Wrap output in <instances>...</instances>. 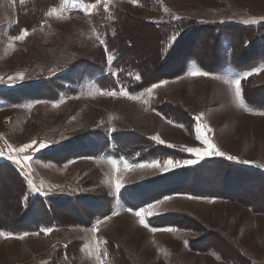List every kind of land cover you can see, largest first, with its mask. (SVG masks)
I'll list each match as a JSON object with an SVG mask.
<instances>
[{
  "label": "rangeland",
  "instance_id": "obj_1",
  "mask_svg": "<svg viewBox=\"0 0 264 264\" xmlns=\"http://www.w3.org/2000/svg\"><path fill=\"white\" fill-rule=\"evenodd\" d=\"M32 1L0 0V162L58 227L29 208L19 228L3 183L0 264H264V31L246 51L221 27L263 25L264 0ZM223 37L258 65L223 73ZM205 138L224 155L187 151Z\"/></svg>",
  "mask_w": 264,
  "mask_h": 264
},
{
  "label": "trees",
  "instance_id": "obj_2",
  "mask_svg": "<svg viewBox=\"0 0 264 264\" xmlns=\"http://www.w3.org/2000/svg\"><path fill=\"white\" fill-rule=\"evenodd\" d=\"M39 1L40 0H33L32 2H39ZM47 1L49 2L48 3V8L46 6L45 10H44L45 13L43 11L42 14H46L49 11L50 7H52V6L53 7H57L60 4V0H47ZM82 1L87 3V4H94V3H97L99 0H82ZM36 6H38V5H36ZM22 8L24 9L25 6H23ZM34 14L35 13H34V10H33V15ZM41 18H42V20H44L45 19L44 15ZM41 21H39L38 23H40ZM221 27H223V28H227L228 27L227 30H232L234 34L235 33L238 34V37L239 36L243 37L245 39V41H247L246 44L248 45V46L246 45V48H245L246 51L251 50V48L253 47L252 46V41L253 40H251V42H250V40H247L248 39L247 38L248 34H251L252 32L258 33L260 31H264V24L259 26L258 28L250 27V26H238V25H225V26H221ZM205 28H208V27H205ZM263 37H264V35H263ZM256 38H259V37L256 36ZM165 39L166 38L163 37V40L161 41V45H162L161 46V52H162V54L164 53L163 52L164 51L163 41ZM253 39H255V38H253ZM182 40H183L182 38L179 39V41L177 42L176 46L173 48V50L171 52H169V54L175 53V50H179L180 43H181ZM232 40L233 39L228 38V37H223V38L220 39V43H221L222 49L225 51V53H224L225 59H224V64H223L224 67H222L223 68V70H222L223 73H226V71L228 72L229 71L228 69H230V68L233 69V70L250 69V68L252 69V68H254V66L258 65L257 64L258 62L260 63L261 61H264V57H263L256 64H252V65H254V66L251 65L252 67L251 66L245 67V66H239V65L234 64L233 57H234V54H235V49L232 48ZM117 45L119 46L120 42ZM131 46L133 47V45H131ZM226 58H228V62L225 61ZM132 59L136 61V58H135L134 55H133ZM101 60H102V58L100 59V63L99 64L101 66H106V59H104V57H103V61H101ZM186 62L187 63L194 62L199 67L205 69V66L196 57H190ZM187 63L185 65H187ZM97 66H99V65H97ZM185 69H186V66H185ZM140 71H141L142 84L140 86H137L135 88V91H142V89L147 86V82L144 79L143 72H142V70H140ZM96 76L94 78H99V77H96ZM106 77H107L106 75H104V76L101 75L100 76V78H102V79H105ZM223 165H225V164H223ZM225 166L228 167L227 164ZM197 169H201V168L197 167ZM197 169H194V170L197 171ZM3 183L6 184L7 188L9 189V191L12 192L13 196H15V199L18 202L17 206L19 207L21 216L18 217V218H16V217L15 218L16 219L20 218L19 220H17V223H18L17 226L19 228H21L22 230L25 228V227L20 226L21 223H22L21 220L26 215V213H28L30 211V209H31V212H32V210L35 211V212L38 211V215H39V218H36V219L34 218V221H33L34 224H32L31 226H36V225L38 226V225H40L42 223L45 226H50V225L53 224L54 228L58 227V220H57L58 216H56L54 214V212H53L54 210L52 209V206L50 205V207L48 209L46 204L45 205L42 204L40 202V200H37L35 202V199L33 200L32 198H30L29 197V187H28L26 179L10 163H8L6 161L0 162V185L2 186ZM207 192L208 191H203V192H198V193H200V194H209ZM7 195H9V194L7 193ZM6 199H7L8 204H10V201L13 203V200L11 198H6ZM0 207H1V205H0ZM3 212H5L4 209L0 208V217L1 216L4 217V215H2ZM50 214L53 215V216L50 217ZM13 229L14 228H10V227H6V226L2 225V223L0 222V230H13ZM36 230H38V229H34V231H36Z\"/></svg>",
  "mask_w": 264,
  "mask_h": 264
},
{
  "label": "snow or ice",
  "instance_id": "obj_3",
  "mask_svg": "<svg viewBox=\"0 0 264 264\" xmlns=\"http://www.w3.org/2000/svg\"><path fill=\"white\" fill-rule=\"evenodd\" d=\"M21 3L24 2V0H20ZM105 2H107V0H105ZM92 7H95V5H92ZM27 30H25L23 32L22 35H20L18 38L19 39H24V37L27 35ZM101 44L104 43V41H100ZM190 75H208L207 73H202V72H192V73H189ZM22 76V74H21ZM231 83L235 84V87H236V96L239 97L240 96V93H241V89H240V80L237 79V80H234V81H231ZM153 87H157L156 85H154ZM149 92L151 91V89L148 90ZM114 93L112 92H108V95H113ZM125 95H127V93H125ZM131 98V97H130ZM199 119V118H197ZM155 139H159L158 137H156ZM197 139H200V136H197ZM161 143L163 141H160ZM35 143V142H33ZM204 143L205 144H208V149L205 150V151H201L200 149H197V148H188L187 151L191 152V153H194L197 157H199L200 159H202L204 156H208V155H212V154H216V155H224L223 153L219 152L218 149L215 148V145L211 144L208 142V140L205 138L204 139ZM46 145L44 144H41L40 147H45ZM32 147L31 144H28V145H25L24 147H22L20 149L21 152L25 151V149L27 148H30ZM228 159H234V157H231L229 156ZM115 163V162H113ZM185 164H188V165H191V164H194V163H197V160H188V161H185L184 162ZM245 163H249L248 161H245ZM165 165L166 167L170 166V167H175V166H179V162H175L173 163V161L171 160H168L165 162ZM140 167H143L144 165H139ZM155 166V165H153ZM121 185L119 183L116 184V189L117 191H119ZM170 199V197H165L164 200H168ZM159 203V202H158ZM154 205H148L147 207L148 208H152ZM129 211H131V209H129ZM145 211V209H140L139 211H136L134 214L138 217H140V223L145 226V227H148V225L145 223V218L144 216L142 215V213ZM95 230V229H94ZM173 231V229L171 228H168V229H156V228H152L151 231L153 232H156V231ZM43 232L45 233H50L52 231V229H42ZM2 234V233H0Z\"/></svg>",
  "mask_w": 264,
  "mask_h": 264
},
{
  "label": "crops",
  "instance_id": "obj_4",
  "mask_svg": "<svg viewBox=\"0 0 264 264\" xmlns=\"http://www.w3.org/2000/svg\"><path fill=\"white\" fill-rule=\"evenodd\" d=\"M102 82V80H100V79H98V82H97V85H99V86H101L102 87V85L103 86H106V83H101ZM33 87V86H32ZM34 89L35 88H37V85H34V87H33ZM13 91V90H12ZM57 99V98H56Z\"/></svg>",
  "mask_w": 264,
  "mask_h": 264
}]
</instances>
